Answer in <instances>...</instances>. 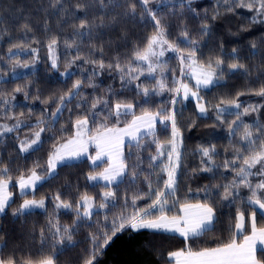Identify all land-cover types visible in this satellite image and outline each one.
<instances>
[{
  "label": "snow or ice",
  "instance_id": "snow-or-ice-1",
  "mask_svg": "<svg viewBox=\"0 0 264 264\" xmlns=\"http://www.w3.org/2000/svg\"><path fill=\"white\" fill-rule=\"evenodd\" d=\"M191 5L192 0H75L74 3L69 0H48L46 12L60 16L61 19H79L78 24L72 25L69 38L62 40L57 35L48 38L45 47L51 60V69L59 71V57L56 55V50L62 45L65 49H74L76 55L67 61L61 75H66L78 61L93 66L92 73L86 79L74 80L71 87L62 94L44 100L45 104L54 103L55 109L50 112L45 110L47 119L42 113L36 120V127L24 139L16 137L20 153L39 151L42 146V133L54 128L64 110L72 112L73 109L68 105L75 101L74 108L82 111L71 120L72 132L68 136H61L52 145L43 165L34 162L31 168L13 177L9 165L0 160V215H6L8 209H11V216L19 218L33 209L47 211L46 202L49 200L54 205V214L49 216L45 226L32 230L33 244L39 255L35 258L32 255L24 256L19 254L21 250L17 248L6 253L8 244L3 237H0V264H58L59 255L65 249L78 248L84 241L87 242V246L80 250L77 257L79 264H99L104 251L118 234L126 230L142 229L176 233L183 238L185 247L168 252L169 264H264V260L258 259L256 255L258 244L260 251L264 252V227H257L256 223L257 211L264 215V123L256 121L254 124H246L242 120L244 116L260 112L264 104H250L244 107L240 102V97L245 95L264 98V83L258 88L238 91L232 98H221L218 103L212 105L216 122L227 123L230 135L236 136L237 131L242 127L239 137L242 147L225 150L231 158H225L222 164H218L215 156L219 153L214 144L198 145L195 150L199 153L200 161L199 167L193 169V172L214 173V170L223 168L233 173L232 179L226 183L205 185L202 189L207 197L204 202L191 203L187 200L181 202L176 196L179 177L184 167L182 148L185 131L180 119L183 114L178 111L177 105L191 98L195 101L197 114L207 116L208 101L201 95L202 89L217 85L225 79L226 73L233 74L240 71L247 77L253 74L252 69L238 59L236 48H232L231 52L227 53V56L232 57L230 61L221 56L200 59L199 50L203 38L212 33L209 20L214 21L221 15L220 7L232 13L236 8H246L250 13H254L251 16V23L264 24V0H217V6L212 9L211 15L208 9L204 10V16L199 23L198 37L192 36L187 22L181 19L180 24L175 26L179 29L176 39H169L173 25L166 22L165 15L159 14L161 8H168L167 15H179L181 18L184 10L187 9L192 13L193 18L199 19L200 14ZM92 10L101 15L90 19L89 13ZM117 10H120L117 16L145 26L150 25L152 31L140 44L133 46L127 59L122 61L117 54L106 62L105 43H92V41L102 40L98 30L107 27L109 23H116L117 16H112L108 22L106 17ZM78 12L81 13L82 18L76 15ZM22 31L26 38L31 28L28 24H24ZM7 34L8 30L0 27V40ZM85 40L89 41L88 52L81 54V44ZM40 43L41 41L36 39L27 44L24 40L10 43L5 55L12 64L11 71L15 72L16 68H29L34 65L39 58V48L32 45ZM106 43L107 46H111V41ZM181 44L187 47H181ZM223 47L221 43V51ZM250 47L256 49L257 44L251 43ZM14 49L30 51L33 59L31 61L13 59L16 55ZM167 52L176 54L181 77L191 78L195 81L194 85L190 86L184 79H178L173 81V87H168L163 79L167 65L161 62V58ZM0 63H3V57H0ZM105 70L119 73L122 87L139 81L140 77L145 75L156 79L158 73L161 78L156 80L152 87L136 83V95L148 98L153 94L161 95L164 91L172 95L166 104L158 106L155 111L141 108L139 115L135 114V97L131 100L112 99L116 93L111 86L107 89L110 96L95 97L89 104L88 98L82 95V89L97 88L94 79ZM6 74L4 69L0 68V79ZM261 76H264V68L257 70V80ZM14 92H24V89L17 87ZM24 96L27 99L29 93L24 92ZM36 99H39V96H36ZM8 102L9 99L0 95V106ZM144 103H148V100L145 99ZM85 105L88 107H84ZM225 113L234 115L235 119L225 121ZM31 114L29 109L28 115ZM129 114L132 119L121 126L120 117ZM24 116L23 112L19 115L13 114L7 119L13 120L14 123L11 125L0 123V142H3L4 137L9 133L17 132L21 126L31 127L25 119H22ZM110 120L114 122L110 124ZM157 123L163 125L164 131L168 132L165 140L157 136ZM196 126L195 121H190L187 130L190 131ZM215 126V124L211 125V127ZM59 131H67V128L61 126ZM145 137H151V140L145 142ZM125 138L129 139L130 144L134 141L137 149H143L148 144L155 145V153H150L148 156L147 174L141 167L143 160L139 154L136 155L134 163L131 165L127 163L124 152ZM90 147L94 148V155L90 154ZM82 157L87 158L93 169L85 174V179L89 182H103V191L98 194L99 202L96 196L88 192H79L78 188L74 197H68L62 191H57L51 196H41L39 199L35 197L37 185L55 178L60 165L67 161L80 160ZM161 158H165L164 163H160ZM98 162L106 164L100 171L95 170L99 167ZM156 169H159V172H156ZM141 176L146 190L136 191L130 196L128 189H125L123 195H118L121 184L127 181L130 186L135 185ZM153 176L156 177L155 182ZM253 177L258 178L256 183H253ZM13 181L22 197V201L15 208H12L13 194L9 191ZM72 187L71 182H66L64 185L66 189ZM241 188L248 189L250 193L246 205L252 208L247 216L251 224V233L243 235L242 240H237L236 235L245 230L246 223V212L237 209L234 217L236 233L232 238L215 247L194 250L188 242L206 231H212L219 219L215 201L212 199L213 190L221 201L233 206L240 196ZM29 193L32 195L30 199L27 198ZM146 199L151 202L146 207H139L137 201ZM117 206L119 211L113 212L112 210ZM129 208L132 210L128 211ZM173 208L175 212L170 215ZM59 209H67L74 213V219L70 224L60 222L55 215V211ZM82 229H88L84 241L76 239Z\"/></svg>",
  "mask_w": 264,
  "mask_h": 264
},
{
  "label": "trees",
  "instance_id": "trees-1",
  "mask_svg": "<svg viewBox=\"0 0 264 264\" xmlns=\"http://www.w3.org/2000/svg\"><path fill=\"white\" fill-rule=\"evenodd\" d=\"M69 2L74 3L75 0H69ZM47 3L48 0H0V19H2L0 27L8 30V34L0 40V57H3V63H0V68H3L4 72L7 73L0 79V95L9 99L7 104L0 106V123L11 125L14 121L7 119V117L13 114L19 115V113L23 112L25 116L22 119H25L26 123L31 126H21L17 132L9 133L4 137L3 142H0V160L9 165L10 174L13 177L31 168L34 162H39L43 165L48 153L52 149V145L61 136H67L71 133V120H74L76 115L82 111V109L74 108L75 101H73L72 104L68 105L73 111L69 112L68 110H64L59 116V121L55 124L54 128L49 132L42 133V146L39 151L20 153L17 148L18 141L16 137L18 136L20 139H23L24 136H27L36 127V120L42 113L45 114V118L47 119V112L55 109L56 105L54 103L45 104L43 101L49 97L62 94L71 87L74 80L86 79L92 73L93 66L78 61L66 75H61L60 73L64 72L67 61L76 55L74 49H65L62 45L56 50V55L59 57V71L51 69V61L47 48L45 47L48 38L52 35L60 36L62 40L69 38L72 33V25L78 24L79 19H61L60 16L46 12ZM216 6L217 0H192L191 7L200 14L199 19L193 18L192 13L188 12L187 9L184 10L182 18L179 15H167L168 8L165 7L161 8L159 14L165 15L166 22L173 25L169 39H176V34L179 29L175 26L180 24L181 19L187 22L192 36L198 37L199 23L204 16V10L208 9L209 15H211L212 9ZM119 11L110 13L106 17V22L110 21L112 16H117ZM219 11L221 15L216 20H209V23L212 25V33L210 36L203 38L199 50L200 59L205 60L209 56H221L230 61L232 57L227 56V53H230L232 48H236L238 59L241 63L249 66L253 74L251 77H247L240 71L233 74L226 73L225 79L217 85L211 86L208 89H202L201 95L208 101L209 113L207 116L197 114L195 101L190 98L177 105L178 111L183 114L180 119L181 126L185 129L184 145L182 148L184 167L179 177V188L176 193V196L181 202L184 200L191 203L204 202L207 198L202 191L205 185L226 183L232 179L233 173L225 171L223 168L214 170V173L193 172V169L199 167L200 156L195 151L198 145H216L219 155L215 156V160L218 164H222L225 158H231L226 153V149L230 151L233 147H242L239 139L242 127L237 131L236 136L230 135L227 123L218 124L216 122L215 111L212 109V105L218 103L221 98H232L238 91L258 88L264 83V76H261L257 80V70L264 68V24L251 23V16L254 13H250L246 8H236L235 12L232 13L226 12L224 7H220ZM76 15L82 18L81 13L78 12ZM98 15H101V13L95 12V10L89 13L90 19ZM24 24H28L31 28L26 38L22 31ZM151 31L152 28L150 25L145 26L117 16L116 23H109L107 27L98 30L102 40H93L92 43H105V52L107 54L106 62L117 54L120 55L123 61L127 59L133 46L140 44L144 37L149 35ZM229 33L232 34L230 35ZM33 39L41 41L39 45H32V47L39 48L37 62L29 68H16L15 72H12V64L8 56L5 55L10 43L24 40L27 44ZM108 41H111L110 47L107 46L106 42ZM221 43L224 46L223 51L220 49ZM251 43H256L257 48L252 49L250 47ZM88 44L89 41L87 40L81 44V54H87ZM181 47L186 48L187 46L181 44ZM14 52L16 55L13 59H19L21 61H31L33 59V54L28 50L14 49ZM179 74V64L176 55H170L167 61V70L163 76L168 87L174 86L173 81L178 80L177 76ZM150 82H153V79L141 78L139 81H134L126 87H122L119 73L115 71L110 73L105 70L96 75L94 79V83L98 87L95 89L85 87L82 89V95L88 98L90 104L91 100L95 97L110 96L111 94L107 92V89L111 86L112 90L116 93V96L112 97V99L120 98L131 100L135 97V114L140 113L141 108H148L155 111L158 106L166 104L172 93L164 91L161 95L153 94L147 98L148 103H144L145 98L136 95L137 90L135 85L136 83H142L146 86ZM17 87H21L24 89V92L29 93L27 99H25L24 92H14V89ZM36 96H39V99H36ZM240 102L246 107L250 104H264V98L255 95H245L240 97ZM84 107H88V105ZM29 109H31V116L28 115ZM127 117H131V114L120 117V120L122 119L121 124L129 120ZM224 119L225 121H231L235 119V116L225 113ZM242 120L246 124H254L256 121L264 123V108H261L258 113H251L242 117ZM190 121H195L197 126L189 131L187 128ZM112 122L114 121H109L110 124ZM214 124L216 126L211 127ZM61 126H65L67 131H59ZM156 131L157 136L161 140L167 138L168 132L164 131L163 125L157 123ZM144 140L148 142L151 140V137H145ZM134 145L135 142H131V144L127 142L124 145L127 163L130 165L134 163L136 155L139 154L143 160L141 167L146 170L145 174H147L148 156L150 153H155V145L148 144L143 149H137ZM130 152L131 155H129ZM164 162L165 158H161L160 163ZM103 165L104 163H99V167L95 170H101ZM91 170L93 169L87 158L67 161L57 168L55 178H50L48 181L41 182L37 185L35 197L40 198L44 195L51 196L57 191L64 192L68 197H74L78 188L79 192H88L90 195L96 196L97 202H99L98 194L103 191V183H90L85 179V174ZM155 171L159 172V169ZM152 179L155 182L156 177L153 176ZM257 179V177H253V183H256ZM66 182H71L73 187L71 189L64 188ZM9 187L13 193L12 208H15L21 202L22 197L17 191L15 181ZM125 189H128L130 196L136 191L146 190L143 176L137 180L135 185L130 186L127 181L121 184L118 195H123ZM249 194L248 189L241 188L239 198L233 206H229L228 202L221 201L216 195L215 190H213L212 199L215 201L219 219L212 231H206L201 236L190 240L188 243L191 247L194 250L202 247H215L219 243L227 242L232 238L233 234L236 233L234 217L237 209L246 212L245 230L241 234L236 235L237 240H241L243 235L250 231V223L247 216L252 211V208L246 205V199ZM27 198H32L31 193L28 194ZM150 202V200L146 199L137 201V204L143 208ZM46 209L47 211L45 209H33L28 214L20 216L19 218L11 216V209H8L6 215H0V237H3L8 244V249H5L6 253L13 248H17L21 250L19 254L24 256L32 255L35 258L39 255L33 244L32 230L33 228L38 230L40 227L45 226L49 216L54 214V205L51 200L46 202ZM131 210V208L128 209V211ZM112 211H119V206ZM174 212L175 208L169 214L171 215ZM55 215L62 224H70L74 219V213L67 209L56 210ZM256 223L257 227H264V215H261L259 211H257ZM87 231L88 229H82L77 234L76 239L84 241V236ZM86 246L87 242L84 241L78 248L65 249L59 255L58 264H79L77 257L80 250ZM183 247H185L183 238L177 234L147 229L139 231L126 230L118 234L110 246L106 248L103 256L99 259V264H169L167 258L168 252L176 251ZM257 258L264 260V252L260 251V249H257Z\"/></svg>",
  "mask_w": 264,
  "mask_h": 264
},
{
  "label": "rangeland",
  "instance_id": "rangeland-1",
  "mask_svg": "<svg viewBox=\"0 0 264 264\" xmlns=\"http://www.w3.org/2000/svg\"><path fill=\"white\" fill-rule=\"evenodd\" d=\"M170 55H176L175 53H172V52H167L166 54H165V56L163 57V58H161V62L162 63H166V65H167V61H168V57L170 56ZM51 61V60H50ZM25 69V68H24ZM159 74L157 73L156 74V79H153V82H150L148 85H146V86H148V87H152L155 83H156V80H158V79H160L161 77H160V75L158 76ZM141 78H145V79H149L150 77H148L147 75H145V76H141L140 77V79ZM150 79H152V78H150ZM177 79H184L185 80V82L186 83H189L190 84V86L191 85H194V83H195V81L194 80H191V78H188V77H181V75L179 74L178 76H177ZM145 99H147V98H145ZM191 99V98H190ZM140 113H138V114H136V115H139ZM128 118V117H127ZM127 118H126V120H127ZM129 120H127V121H130L131 119H132V116L131 117H129L128 118ZM122 120V119H121ZM124 121V120H123ZM124 124V123H123ZM123 124H121V126H123ZM72 132V131H71ZM71 133H69L68 135H70ZM67 135V136H68ZM26 136H24L23 137V139L25 138ZM127 142H129V139L128 138H125V144L127 143ZM134 142V141H133ZM124 144V145H125ZM89 151H90V154H92V155H94L95 154V151H94V148H92V147H90V149H89ZM82 158H86V157H82ZM81 158V159H82ZM74 161H76V160H74ZM99 163H101V162H98V164ZM106 166V164L104 163V165H103V167H105ZM103 167L101 168V170L103 169ZM98 171H100V170H98ZM101 183H103L102 181H100ZM90 183H96V182H90ZM17 187V191L19 192V188H18V186H16ZM9 191H10V187H9ZM11 192V191H10ZM20 193V192H19ZM13 194V193H12ZM12 198H13V195H12ZM30 199V198H29ZM37 199H39V198H37ZM22 201V200H21ZM259 211V210H258ZM260 212V211H259Z\"/></svg>",
  "mask_w": 264,
  "mask_h": 264
},
{
  "label": "crops",
  "instance_id": "crops-1",
  "mask_svg": "<svg viewBox=\"0 0 264 264\" xmlns=\"http://www.w3.org/2000/svg\"><path fill=\"white\" fill-rule=\"evenodd\" d=\"M192 203H197V202H192ZM249 223H250V221H249ZM148 230V229H147ZM251 233V224H250V231L248 232V233H246L245 235H248V234H250ZM173 234H176V233H173ZM178 235V234H177ZM243 238V237H242ZM242 240V239H241ZM239 241V240H238ZM257 249H260V245L258 244L257 245ZM256 255H257V253H256Z\"/></svg>",
  "mask_w": 264,
  "mask_h": 264
}]
</instances>
